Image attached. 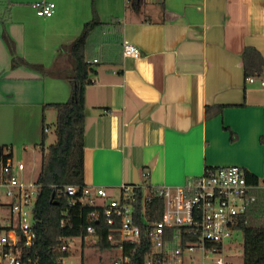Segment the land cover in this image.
Here are the masks:
<instances>
[{
    "label": "crops",
    "instance_id": "0c3cea01",
    "mask_svg": "<svg viewBox=\"0 0 264 264\" xmlns=\"http://www.w3.org/2000/svg\"><path fill=\"white\" fill-rule=\"evenodd\" d=\"M40 1L8 0L10 15L0 18V146L42 150L49 120L56 133L57 111L45 106L71 94L60 74L72 62L61 49L97 14L102 26L87 46L95 73L86 90L85 185L113 194L133 168L154 186L183 185L208 167L259 177L264 74L250 83L242 57L252 47L264 59V0H47L56 4L49 18L37 15ZM4 30L16 55L44 72L12 68ZM125 41L140 58H124Z\"/></svg>",
    "mask_w": 264,
    "mask_h": 264
},
{
    "label": "built area",
    "instance_id": "2783aa9c",
    "mask_svg": "<svg viewBox=\"0 0 264 264\" xmlns=\"http://www.w3.org/2000/svg\"><path fill=\"white\" fill-rule=\"evenodd\" d=\"M35 8L38 16L49 18L56 4L42 0ZM123 56L138 59L141 51L125 41ZM256 79L250 77L248 81L254 83ZM4 150L0 157V264H41L36 248L42 185L38 180L25 181L24 163L14 161L10 146ZM142 177L145 183L139 174V183L122 184L118 197L105 187L52 185L58 196L68 198L61 225L72 217V208H93L89 221L102 220L108 228L107 242L121 251V258L114 264H131L140 247L146 250L142 264H185L187 258L194 261L198 252L203 264L211 256L215 257L212 264H232L226 251L234 246L235 236L250 224L251 217L264 209V174L257 177L239 166L208 167L202 175L189 178L180 186L150 185L149 172ZM156 200L161 202V219L152 221L157 212L152 208ZM72 238L62 239L61 251H69ZM81 238L83 242L90 239L94 245L99 242L92 224Z\"/></svg>",
    "mask_w": 264,
    "mask_h": 264
},
{
    "label": "trees",
    "instance_id": "16d2710c",
    "mask_svg": "<svg viewBox=\"0 0 264 264\" xmlns=\"http://www.w3.org/2000/svg\"><path fill=\"white\" fill-rule=\"evenodd\" d=\"M0 18H7L0 15ZM102 26L97 14L84 24L81 34L69 45L62 48L72 62V70L60 74L64 76L71 85L69 99L63 103L49 104L45 107H52L57 111L56 135L57 140L44 153L42 169L38 183L42 185L38 202L37 217L40 219L38 226L39 245L37 257L41 264H64V259L69 256L68 252L60 250L64 238L84 237L86 227L94 225L99 235V242L96 244L101 249L112 248L107 242L108 228L103 221L90 222L89 215L93 208L86 207L79 210L72 208V217L64 226L61 225L62 212L68 208L67 196H58L52 185L58 187L65 185L85 186V122H86V90L92 85L94 67L88 62L87 46L90 35ZM3 39L12 55V68L24 66L44 72V67L27 62L24 58L16 55L14 41L4 30ZM243 68L246 79L250 77H262L264 74V59L254 48L248 47L243 53ZM59 75V74H57ZM212 113L207 109V114ZM46 137L44 135V144ZM6 146H0V157ZM44 148V147H43ZM42 148V150H44ZM44 152V151H43ZM251 179V178H250ZM53 195H55L54 198ZM137 210L141 209V193L138 194ZM161 202L154 201L152 208L156 213L152 221L161 219ZM261 224L258 226L251 222L242 227L243 232V259L244 264H264V209ZM146 254L144 248H139L133 254L131 264H142Z\"/></svg>",
    "mask_w": 264,
    "mask_h": 264
},
{
    "label": "rangeland",
    "instance_id": "374dc122",
    "mask_svg": "<svg viewBox=\"0 0 264 264\" xmlns=\"http://www.w3.org/2000/svg\"><path fill=\"white\" fill-rule=\"evenodd\" d=\"M7 1L8 0H0V15L5 18L10 15V7L8 6ZM51 123L54 124V122H50L49 120L48 124L50 129L44 142V150H41L39 145L28 147L26 150H24L23 147L16 146L12 151L14 161H21L26 167L23 173V178L27 182H35L38 180L42 169L43 155L48 152L49 145L56 140V133L54 128L52 129L54 126H52L53 124L51 125ZM4 153H7V150H4ZM259 157L262 158V162L259 164L260 168L257 172L259 177H262L264 174V148L261 149V155ZM140 176L142 182L145 183V179L142 177L141 173ZM131 179L132 178L129 177L127 184L132 182ZM112 195H114V197H118L119 189L114 190ZM262 217V214H256L251 217V222H255L256 225L259 226L261 224ZM235 240L234 246L226 251V255L232 264H244L243 232H239L235 236ZM68 248L69 256L64 259V264H114V262L122 256L121 251L117 249L110 248L103 250L94 245L90 239H86L83 242L81 237L72 238L69 241ZM214 260L215 257L211 256L209 259L204 261V264H212ZM185 264H203L202 255L198 252L194 261L187 258Z\"/></svg>",
    "mask_w": 264,
    "mask_h": 264
},
{
    "label": "water",
    "instance_id": "95a60500",
    "mask_svg": "<svg viewBox=\"0 0 264 264\" xmlns=\"http://www.w3.org/2000/svg\"><path fill=\"white\" fill-rule=\"evenodd\" d=\"M140 179H139V174H138V170L136 168H133V174H132V182L133 183H139ZM55 195H53L52 198H54Z\"/></svg>",
    "mask_w": 264,
    "mask_h": 264
}]
</instances>
